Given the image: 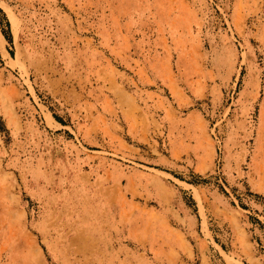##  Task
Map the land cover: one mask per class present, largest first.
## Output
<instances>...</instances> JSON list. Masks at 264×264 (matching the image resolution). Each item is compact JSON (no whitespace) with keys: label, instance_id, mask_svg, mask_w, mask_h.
<instances>
[{"label":"rangeland","instance_id":"374dc122","mask_svg":"<svg viewBox=\"0 0 264 264\" xmlns=\"http://www.w3.org/2000/svg\"><path fill=\"white\" fill-rule=\"evenodd\" d=\"M0 264H264V0H0Z\"/></svg>","mask_w":264,"mask_h":264}]
</instances>
